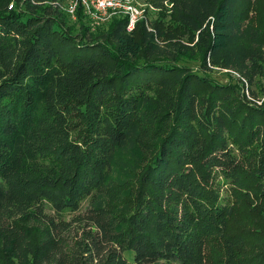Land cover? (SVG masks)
I'll use <instances>...</instances> for the list:
<instances>
[{
    "label": "trees",
    "instance_id": "obj_1",
    "mask_svg": "<svg viewBox=\"0 0 264 264\" xmlns=\"http://www.w3.org/2000/svg\"><path fill=\"white\" fill-rule=\"evenodd\" d=\"M45 1L0 0V264H264V42L239 0H143L170 6L157 34L74 33Z\"/></svg>",
    "mask_w": 264,
    "mask_h": 264
},
{
    "label": "rangeland",
    "instance_id": "obj_2",
    "mask_svg": "<svg viewBox=\"0 0 264 264\" xmlns=\"http://www.w3.org/2000/svg\"><path fill=\"white\" fill-rule=\"evenodd\" d=\"M49 1L50 0L45 1L46 5H52V7L54 8H60V12H61L60 18L64 20L66 26L74 33L83 32L86 28L88 29L90 28L91 30L90 32L96 33V31L99 30L101 32H105L108 28L107 26L108 22L105 24H101L100 26H94V23L91 20L90 16L85 13V11L82 9L81 6H79L76 9V11L72 13L70 11V6L76 0H57L55 2L54 1L49 2ZM43 3L38 2V6H40V4ZM142 3H144V5L148 7V11H147L148 21L147 23H145L146 27L148 28L149 31L157 34L154 26L159 22V20L163 18L165 20L171 21L170 20L171 13L169 11L170 6H168L165 9V14L168 15V17L166 18L163 17L164 13L162 12V10L150 6L145 1H143ZM80 9L81 11H79ZM237 14L239 16V20L241 21V23H243L245 26H253L261 33L262 40L264 42V0H239ZM175 41H177L182 46L188 48L187 55L186 57L182 58V61L188 64L189 66L190 65L195 66L196 69L197 67H200V63H202V58L200 54V49L196 45L197 41L192 42L186 34L179 36V39L174 40V43ZM210 68H211L210 71L209 70L206 71V74L215 80L226 82L228 79H232L233 76L237 77L236 74L228 70L221 69L219 67H210ZM256 82L258 84L253 85L252 88L259 96L258 98L264 100V76L257 77ZM243 87L246 94L247 92L251 93L250 91H252V88L249 89L248 84H244ZM258 105L261 106L260 104Z\"/></svg>",
    "mask_w": 264,
    "mask_h": 264
},
{
    "label": "built area",
    "instance_id": "obj_3",
    "mask_svg": "<svg viewBox=\"0 0 264 264\" xmlns=\"http://www.w3.org/2000/svg\"><path fill=\"white\" fill-rule=\"evenodd\" d=\"M142 2L143 0H76L70 6V11L74 13L81 6L85 13L90 16L94 26L105 24L114 17L127 18V30L133 32L139 22L147 23L148 21V7ZM247 94L249 95L248 92ZM248 99L257 105L264 104V100L260 98L253 99L249 96Z\"/></svg>",
    "mask_w": 264,
    "mask_h": 264
}]
</instances>
